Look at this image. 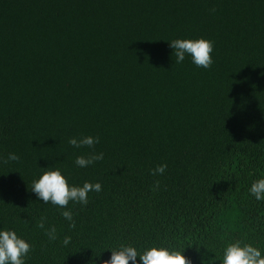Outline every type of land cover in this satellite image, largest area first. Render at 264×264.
Wrapping results in <instances>:
<instances>
[{"label":"trees","instance_id":"16d2710c","mask_svg":"<svg viewBox=\"0 0 264 264\" xmlns=\"http://www.w3.org/2000/svg\"><path fill=\"white\" fill-rule=\"evenodd\" d=\"M201 37L211 68L174 65L168 41ZM82 135L104 154L87 168L74 161L92 150L68 143ZM9 153L20 159L0 163V228L32 244L26 264H102L122 243L176 248L191 264H220L236 240L264 249V201L249 193L264 176V0H0ZM49 166L102 184L87 205L70 202L75 229L30 191Z\"/></svg>","mask_w":264,"mask_h":264},{"label":"clouds","instance_id":"9594fccd","mask_svg":"<svg viewBox=\"0 0 264 264\" xmlns=\"http://www.w3.org/2000/svg\"><path fill=\"white\" fill-rule=\"evenodd\" d=\"M214 11V9H213ZM169 47L173 49L175 64H182L186 56L191 58V63L196 67L210 69L213 60L214 43L203 37L175 38L168 41ZM100 142L98 136L82 135L79 138L71 137L68 143L76 149L87 147L91 149L87 155H78L75 158V165L79 168H87L98 161L104 159L102 152L95 151V145ZM20 157L16 153H9L6 158H0V163L19 161ZM45 169V168H42ZM167 169V164H159L150 170L152 176H162ZM155 188H159V181ZM36 195L38 201L44 204H51L60 210L61 216L71 229L76 228L73 211L68 207L73 204L87 205L89 193L102 191L100 182L85 181L82 185L70 184L68 178L62 173L60 168L49 166L38 179L32 181L31 190ZM249 193L258 201H264V176L252 182ZM45 216H41L36 223V227L45 230V235L50 241L58 239L56 228H46ZM62 245L68 247L72 244L71 236H64ZM32 250V244L14 229L0 228V264H26V260ZM111 256L103 260L102 264H191L184 254V251L171 248L165 245H151L138 249L132 244L122 243L110 249ZM96 255V254H95ZM96 255V258H100ZM220 264H264V249L254 246L251 243H244L241 240L228 243L219 260ZM95 264V260L90 261ZM208 264H216L213 257Z\"/></svg>","mask_w":264,"mask_h":264}]
</instances>
